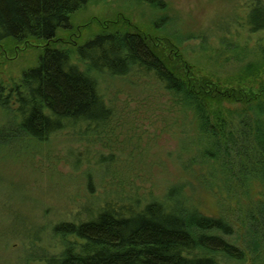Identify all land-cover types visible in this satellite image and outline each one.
<instances>
[{"label": "trees", "instance_id": "1", "mask_svg": "<svg viewBox=\"0 0 264 264\" xmlns=\"http://www.w3.org/2000/svg\"><path fill=\"white\" fill-rule=\"evenodd\" d=\"M95 1L0 0V44L45 47L19 82L10 88L0 84V140L14 135L45 142L60 131H99L114 123L98 83L50 45L58 31L71 28L74 13ZM246 25L252 33L264 32V5L251 10ZM77 55L98 73L136 76L155 108L174 114L172 124L191 128L198 145L206 146L200 160L183 169L201 184L205 160L213 161L216 179L206 183L221 187L228 203L238 196L239 216L235 221L222 212L209 217L188 209L179 196L184 185L169 188L168 204L136 197L106 202L83 222L53 228L54 235L75 242L65 244L57 258L46 256L47 263L228 264L250 255L264 264V82L257 89L224 86L169 59L138 32L99 33L80 44ZM212 189L206 194L217 200ZM236 233L238 247L226 240Z\"/></svg>", "mask_w": 264, "mask_h": 264}, {"label": "rangeland", "instance_id": "2", "mask_svg": "<svg viewBox=\"0 0 264 264\" xmlns=\"http://www.w3.org/2000/svg\"><path fill=\"white\" fill-rule=\"evenodd\" d=\"M258 4L264 0H99L70 17L71 28L58 31L50 45L98 83L115 121L99 131H60L45 142L14 135L0 140V264H48L46 256L57 258L65 244L75 242L53 234L58 223L83 222L104 203L133 197L172 203L167 191L178 185L186 187L183 196L177 193L188 209L209 217L222 212L238 221V196L228 203L221 187L206 183L216 179L213 161L205 160L201 184L183 169L200 160L206 146L198 145L192 129L172 124L174 114L155 108L142 80L92 70L77 47L102 32H138L200 76L257 89L264 82V32L252 33L246 22ZM44 48L34 42L0 44V84L10 88L19 82L37 66ZM209 189L217 200L206 194ZM237 233L226 240L238 247ZM228 264L263 259L249 255Z\"/></svg>", "mask_w": 264, "mask_h": 264}]
</instances>
